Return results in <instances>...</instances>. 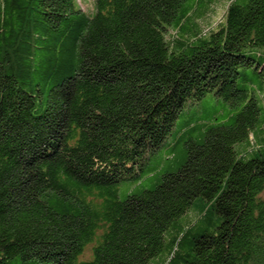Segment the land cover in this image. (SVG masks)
<instances>
[{"label":"trees","instance_id":"obj_1","mask_svg":"<svg viewBox=\"0 0 264 264\" xmlns=\"http://www.w3.org/2000/svg\"><path fill=\"white\" fill-rule=\"evenodd\" d=\"M94 1L0 0V264H264V0Z\"/></svg>","mask_w":264,"mask_h":264},{"label":"rangeland","instance_id":"obj_2","mask_svg":"<svg viewBox=\"0 0 264 264\" xmlns=\"http://www.w3.org/2000/svg\"><path fill=\"white\" fill-rule=\"evenodd\" d=\"M83 6L85 8L91 7L93 9L87 10L89 14H93L95 10V1L94 0H83ZM94 2V3H93ZM219 14L216 17H221L223 15L224 7L219 9ZM218 18V19H219ZM221 19V18H220ZM246 74H249V71L246 72ZM243 77H240L239 82H243ZM216 97L213 93H208L205 97H203L199 101H192L189 100L185 103L183 110L180 114L179 121L177 123V126L174 127L172 130V133L168 137V144L169 143H175L177 141L178 144L176 146V154H169L168 146H165L161 150V154L159 156H154L152 158V162L148 163V167L150 165L155 166L159 163L158 170L159 172L154 173H148V168L144 170L145 177L138 183H131V182H123L119 185V198L124 199L125 196L129 193H139L144 189H150L153 188L157 184L158 177L160 178L159 173H164L168 170H174L176 168V165L182 161V151L185 152V146L189 144L193 138L200 137V131H202L200 127V122L207 120L209 121L210 118H214L213 121H211V125H217L219 124L224 118H227L229 115V110L225 104V102L222 101V104H219L216 102ZM264 100V95L263 99ZM189 123H193L191 127H189ZM210 125V124H209ZM204 129V128H203ZM204 131V130H203ZM193 137V138H192ZM160 155L161 158L160 159ZM162 160V161H161ZM161 161V163H160ZM154 171V170H153ZM184 217L180 221L183 220ZM86 257L90 256V251H87L85 253Z\"/></svg>","mask_w":264,"mask_h":264}]
</instances>
